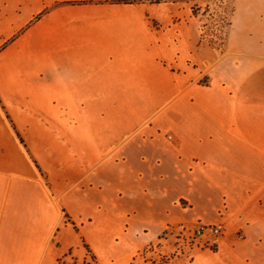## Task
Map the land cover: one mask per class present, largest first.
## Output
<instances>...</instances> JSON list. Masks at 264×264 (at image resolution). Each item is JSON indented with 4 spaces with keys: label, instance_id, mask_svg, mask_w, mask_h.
Listing matches in <instances>:
<instances>
[{
    "label": "crops",
    "instance_id": "1",
    "mask_svg": "<svg viewBox=\"0 0 264 264\" xmlns=\"http://www.w3.org/2000/svg\"><path fill=\"white\" fill-rule=\"evenodd\" d=\"M181 1L0 0V264L191 223L228 232L193 264H264V35L222 54Z\"/></svg>",
    "mask_w": 264,
    "mask_h": 264
},
{
    "label": "rangeland",
    "instance_id": "2",
    "mask_svg": "<svg viewBox=\"0 0 264 264\" xmlns=\"http://www.w3.org/2000/svg\"><path fill=\"white\" fill-rule=\"evenodd\" d=\"M177 4L195 19L199 41L222 54L230 51L231 35L237 29H249L259 39L264 35V0H186ZM177 16H173V26L180 22ZM255 43L264 48V39L255 40ZM197 225L201 224L173 227L123 264H193L199 253L209 249L196 245L193 233ZM81 249L75 257L67 254L55 264H96L88 255L84 261L86 252Z\"/></svg>",
    "mask_w": 264,
    "mask_h": 264
},
{
    "label": "built area",
    "instance_id": "3",
    "mask_svg": "<svg viewBox=\"0 0 264 264\" xmlns=\"http://www.w3.org/2000/svg\"><path fill=\"white\" fill-rule=\"evenodd\" d=\"M227 234L225 223L197 225L193 233L196 245L209 249L219 247Z\"/></svg>",
    "mask_w": 264,
    "mask_h": 264
}]
</instances>
